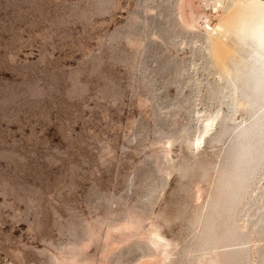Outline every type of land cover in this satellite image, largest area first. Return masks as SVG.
I'll return each mask as SVG.
<instances>
[{"label": "rangeland", "instance_id": "374dc122", "mask_svg": "<svg viewBox=\"0 0 264 264\" xmlns=\"http://www.w3.org/2000/svg\"><path fill=\"white\" fill-rule=\"evenodd\" d=\"M179 2L0 0V264H101L129 215L161 227L168 264H264V80L239 44L220 76ZM136 232L107 264L148 255Z\"/></svg>", "mask_w": 264, "mask_h": 264}, {"label": "bare ground", "instance_id": "6f19581e", "mask_svg": "<svg viewBox=\"0 0 264 264\" xmlns=\"http://www.w3.org/2000/svg\"><path fill=\"white\" fill-rule=\"evenodd\" d=\"M189 4L194 8V14L192 15L187 13ZM178 9L182 23L185 26L197 28L204 34L207 50L220 76L230 78L231 61L239 53L237 48V44H239L247 45L250 48L248 56L251 57V60L246 63L245 68L253 71L258 79L264 80V64L258 65L257 58L260 52H264V44L261 42L260 9L254 6L250 0H180ZM239 57L242 58L241 55ZM262 61L264 63V60ZM239 75L240 70L237 72L236 84L238 94L242 96L240 94L241 81ZM233 90H236L235 84ZM250 105L249 101V107ZM252 114L250 112L251 116ZM219 115V110L209 113L196 112L197 127L191 141L194 152H197L203 146L205 137L214 128ZM261 123H264V121H259V124ZM244 134L247 136V133ZM246 136L240 137L235 145L229 148L227 151L229 161L242 150L243 139ZM171 141L167 140L164 143L163 147L166 154L170 151ZM104 231L107 250L103 254L101 264H107L111 254L119 248L114 233L117 232L118 235H122L125 231L130 233L137 231L134 236L146 241L149 247L148 255L140 257L133 264H168L171 259V242L155 221L147 222L146 226L140 229L135 217L129 215L116 228H106ZM212 255L206 256L208 264H221L223 259L220 261V256ZM201 263L199 261L197 264Z\"/></svg>", "mask_w": 264, "mask_h": 264}, {"label": "snow or ice", "instance_id": "6c2138e0", "mask_svg": "<svg viewBox=\"0 0 264 264\" xmlns=\"http://www.w3.org/2000/svg\"><path fill=\"white\" fill-rule=\"evenodd\" d=\"M250 2L260 9L261 42L264 44V0H250Z\"/></svg>", "mask_w": 264, "mask_h": 264}]
</instances>
